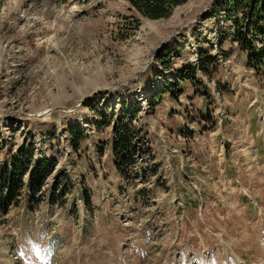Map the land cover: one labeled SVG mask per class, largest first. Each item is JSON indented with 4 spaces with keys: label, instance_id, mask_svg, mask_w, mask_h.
I'll return each mask as SVG.
<instances>
[{
    "label": "rangeland",
    "instance_id": "374dc122",
    "mask_svg": "<svg viewBox=\"0 0 264 264\" xmlns=\"http://www.w3.org/2000/svg\"><path fill=\"white\" fill-rule=\"evenodd\" d=\"M216 2L150 20L128 0H0V163L54 162L41 197L0 211V264H264V45L221 44ZM121 121L140 143L118 170Z\"/></svg>",
    "mask_w": 264,
    "mask_h": 264
},
{
    "label": "trees",
    "instance_id": "16d2710c",
    "mask_svg": "<svg viewBox=\"0 0 264 264\" xmlns=\"http://www.w3.org/2000/svg\"><path fill=\"white\" fill-rule=\"evenodd\" d=\"M131 6L143 17L150 20L167 19L173 11L186 4L189 0H128ZM214 12L233 22V30L222 34L220 43L228 39L238 43L242 50L254 52L255 46L251 37H257L264 45V0H217ZM242 13V14H241ZM240 14L242 16H240ZM254 53L250 62L256 66L264 65V48ZM176 52H161L158 61L166 70H171V62L176 57ZM213 59L210 58L202 67L203 72L209 70ZM210 63V64H209ZM182 80L188 79L180 74ZM105 125H111L108 122ZM113 125V124H112ZM114 142L112 145L113 157L117 169L121 170L134 160V152L138 145V131L124 124V121L117 122L112 126ZM32 147V146H31ZM1 158V153H0ZM54 162L47 158L36 159L32 153L26 150H19L14 156L0 163V211L8 214L11 207L17 204L22 198L24 191L31 196L41 197L47 180L53 173Z\"/></svg>",
    "mask_w": 264,
    "mask_h": 264
}]
</instances>
